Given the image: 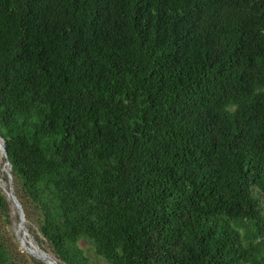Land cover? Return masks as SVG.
Returning <instances> with one entry per match:
<instances>
[{
	"label": "trees",
	"instance_id": "1",
	"mask_svg": "<svg viewBox=\"0 0 264 264\" xmlns=\"http://www.w3.org/2000/svg\"><path fill=\"white\" fill-rule=\"evenodd\" d=\"M0 137L59 264H264V0H0Z\"/></svg>",
	"mask_w": 264,
	"mask_h": 264
},
{
	"label": "rangeland",
	"instance_id": "2",
	"mask_svg": "<svg viewBox=\"0 0 264 264\" xmlns=\"http://www.w3.org/2000/svg\"><path fill=\"white\" fill-rule=\"evenodd\" d=\"M5 158L3 154L0 152V181H2L5 184V187L8 186L7 176L2 171L5 166ZM9 166V164H8ZM10 170V166H9ZM1 192L4 194L3 190L0 188ZM6 197V196H5ZM262 202V213L264 216V198H261ZM8 222L9 224H6V221L3 216L0 215V235L1 238L6 242L7 247L13 254V264H31L30 257L31 255L27 254L22 246L21 242V235L22 231L19 227V220L17 217V211L14 209L10 203L8 208ZM26 221L24 222L25 229H26V236L25 240L27 244H30V240L39 246L41 249L45 250V244L41 242V238L39 237V234L34 231L35 233L29 232L28 228L26 227ZM82 249L84 250L85 255L87 256L89 260V264H107L101 257L97 256L94 253L93 248L88 244H81ZM49 255L53 256L51 253L48 252ZM35 259V258H34ZM37 260V259H36ZM39 261V260H38ZM42 264V261H39Z\"/></svg>",
	"mask_w": 264,
	"mask_h": 264
},
{
	"label": "water",
	"instance_id": "3",
	"mask_svg": "<svg viewBox=\"0 0 264 264\" xmlns=\"http://www.w3.org/2000/svg\"><path fill=\"white\" fill-rule=\"evenodd\" d=\"M0 151L5 158V164H9L8 156H7L5 146H4V143H3V140L1 139V137H0ZM2 171L7 176L8 186L5 187V184L0 182V188L5 193L7 201L17 211V217L19 220V227L22 231L21 242H22V246H23L25 252L27 254L31 255L33 258H35L39 261H42L45 264H59L58 261L53 256L49 255L45 250L41 249L39 246L34 244L31 240L29 242L30 244H27V242L25 240V236H26L27 232H26L25 225H24V222H25L24 213H23V209L21 207V204L19 203V201L17 200V198L13 192V182H12V176H11L10 170L5 171L3 169Z\"/></svg>",
	"mask_w": 264,
	"mask_h": 264
},
{
	"label": "bare ground",
	"instance_id": "4",
	"mask_svg": "<svg viewBox=\"0 0 264 264\" xmlns=\"http://www.w3.org/2000/svg\"><path fill=\"white\" fill-rule=\"evenodd\" d=\"M1 152V151H0ZM5 171H9V166H8V164H6L5 166H4V168H3ZM1 183H3L2 181H0Z\"/></svg>",
	"mask_w": 264,
	"mask_h": 264
}]
</instances>
